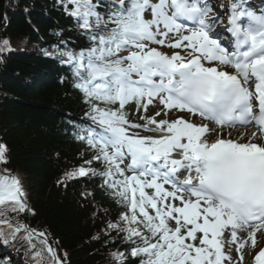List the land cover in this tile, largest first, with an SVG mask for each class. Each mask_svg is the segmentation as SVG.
Returning a JSON list of instances; mask_svg holds the SVG:
<instances>
[{
  "label": "trees",
  "instance_id": "1",
  "mask_svg": "<svg viewBox=\"0 0 264 264\" xmlns=\"http://www.w3.org/2000/svg\"><path fill=\"white\" fill-rule=\"evenodd\" d=\"M96 4L0 0V170L14 177L25 202L13 198L17 208L0 215V230L2 221L18 230L10 245H24L26 264H53L49 246L58 264H167L180 254L161 255L157 221L107 182L96 147L77 137L88 127L78 119L112 111L82 92L79 79L89 74L81 71H91L100 42L127 23L110 4ZM57 59L75 66L65 71ZM35 73L39 80H31ZM26 225L46 242L26 236ZM6 262L15 264L0 258Z\"/></svg>",
  "mask_w": 264,
  "mask_h": 264
},
{
  "label": "rangeland",
  "instance_id": "2",
  "mask_svg": "<svg viewBox=\"0 0 264 264\" xmlns=\"http://www.w3.org/2000/svg\"><path fill=\"white\" fill-rule=\"evenodd\" d=\"M149 3V2H148ZM152 4H149V7H151ZM147 10L143 11V16L146 14ZM144 22L146 24H148V22L153 23L154 20L151 19L149 21V17L148 16H144ZM147 33H143L142 36H145ZM167 37L169 39V42L166 43V48H169L173 46V44H178V48L179 49H184L187 48V51L190 52L192 46L190 45V43L186 42L185 40L181 39V37H179V35H175V34H167ZM177 41V42H176ZM157 46L161 47V44H157ZM159 47H155L154 49L151 48L154 51L160 50V49H164L165 52H168L169 49H165V48H160ZM184 53V52H183ZM136 55V52H132L130 54H128V58L132 61L134 59V56ZM148 111L150 112L151 115H156L157 117H163L166 116L168 118H175L176 116L173 114H167V113H160L161 111V107L158 105H152L150 108H148ZM179 118V117H176ZM153 123H156L157 125H159V122L155 119V121H153ZM141 129H134V130H129V129H124L122 130L123 133L126 134L125 138H124V142H123V146H127L128 144H130V150L128 151L127 149L124 152V157L126 156H130L131 152H135L137 150L140 149L141 146H153L155 144V140L158 139L162 133H160L159 131H155L153 129H146V131H144L142 125L139 126ZM141 143H148V144H141ZM123 149V147L121 148ZM11 207L7 208V212H9ZM255 243L250 241V238H245V239H240L239 244H231L229 243V241H227L226 244V248L227 251L229 253V256L233 259L234 258V248L237 250V252L239 253L240 256V260L239 263H235V264H250L251 263V257H252V251L256 248L254 247Z\"/></svg>",
  "mask_w": 264,
  "mask_h": 264
},
{
  "label": "bare ground",
  "instance_id": "3",
  "mask_svg": "<svg viewBox=\"0 0 264 264\" xmlns=\"http://www.w3.org/2000/svg\"><path fill=\"white\" fill-rule=\"evenodd\" d=\"M263 31H264V29H263ZM190 61H193L196 65H203V63H204V60L201 56L195 57V58L191 59ZM150 63H151V61H148L147 66H149ZM154 63L156 64V68H158V70H160L161 67L166 66L168 69V72L172 73L175 70V68H178L182 64H185V61H183V60L173 61V60L168 59V60L164 61L163 63H157L156 60L152 61V64H154ZM214 67H215L216 71H218L219 73H223L222 69L224 67H226V65L224 63L220 64V62L215 61ZM225 132H228V131H225ZM255 136H250L249 138L254 141ZM238 137H239V135L235 134V132H234L231 136V139L234 141H237ZM161 143H162V145H166L168 142H167V140H163V141H161ZM257 144H260V141ZM256 234L258 235L259 238L264 236V232L260 231V230L257 233H255V235ZM244 235H248V232L247 231L244 232Z\"/></svg>",
  "mask_w": 264,
  "mask_h": 264
}]
</instances>
